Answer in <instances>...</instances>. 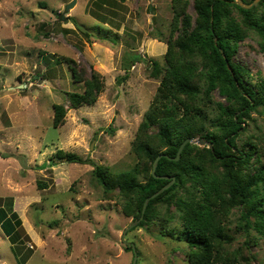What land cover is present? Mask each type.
Wrapping results in <instances>:
<instances>
[{"label":"rangeland","instance_id":"rangeland-1","mask_svg":"<svg viewBox=\"0 0 264 264\" xmlns=\"http://www.w3.org/2000/svg\"><path fill=\"white\" fill-rule=\"evenodd\" d=\"M40 1L0 0V204L3 199L7 215L12 205L29 236L12 243L0 225V264H132L134 255V264H191L179 222L136 223L123 241L134 221L123 213L116 190L106 197L90 162L56 156L63 149L114 172L133 165L131 142L159 84L149 61L163 63L172 0L106 3L107 11H100L109 22L88 11L92 0H76L67 12L72 0H44V8ZM259 39L249 31L235 56L254 80L264 77ZM61 57L74 60L85 77L91 70L102 76L103 91L93 105L69 107L64 93L82 91L83 84ZM130 58L135 62L126 70ZM53 104L65 108L59 127L52 125ZM256 119L262 129L254 132H263L264 142V121ZM236 214L233 209V220ZM251 236L256 243L242 253H253L250 264H264V238Z\"/></svg>","mask_w":264,"mask_h":264},{"label":"trees","instance_id":"trees-1","mask_svg":"<svg viewBox=\"0 0 264 264\" xmlns=\"http://www.w3.org/2000/svg\"><path fill=\"white\" fill-rule=\"evenodd\" d=\"M114 2L92 0L88 11L107 22L100 10L106 12L105 4ZM189 4L188 0H172L169 32L162 39L166 42L163 63L149 61L150 75L159 84L131 142L133 165L114 172L108 165L63 149L56 156L69 163L93 164V176L106 197L116 190L124 201L123 213L132 216L136 226L179 222L191 264H250L255 256L243 255V247L250 249L256 243L252 232L264 238V142L263 132H254L262 129L256 117L264 121V77L254 80L235 56L249 31L259 36V49L264 52V0L249 9L233 0H192L194 15L187 12ZM39 6L45 7L44 0ZM85 34L89 40L90 34ZM61 59L68 63L73 80L83 84L82 91L64 93L69 107L93 105L103 91L102 76L91 70L85 77L74 60ZM132 62L130 58L124 68ZM52 109V125L59 127L64 122V105L53 104ZM186 138L203 139L205 144L188 142L178 159H171ZM159 154L167 156L158 159L155 174L168 178L152 174V163ZM171 179L168 188L151 197ZM0 225L12 243L29 239L12 205L7 215L3 199ZM166 233L172 235V228ZM239 236L243 237L241 244L232 248Z\"/></svg>","mask_w":264,"mask_h":264},{"label":"water","instance_id":"water-1","mask_svg":"<svg viewBox=\"0 0 264 264\" xmlns=\"http://www.w3.org/2000/svg\"><path fill=\"white\" fill-rule=\"evenodd\" d=\"M75 1L76 0H72L70 3H68L65 8H64V12H67L68 9L70 7H72L74 4H75ZM259 0H252L250 3H246L244 0H233V2L235 4H237L239 7L243 8V9H249L251 8L253 5H255ZM192 141H196L199 145H204L205 144V141L203 139H198V140H193L192 138H186L182 141V143L180 144L177 152H176V156L174 157H170L171 159H178L179 157V154L181 152V150L183 149L184 145L188 142H192ZM210 145V144H209ZM162 156H167L166 154H159L156 156V158L154 159L153 163H152V174L154 175V177L156 178H168V176H159V175H156L155 174V168H156V165H157V161L160 157ZM173 183V179H171L167 184H165L163 187H161L159 190H157L156 192H154L151 197H154L156 195H158L160 192H162L164 189L168 188L171 184ZM148 202V198L145 199L144 203H143V207H142V212L144 211L145 207H146V204ZM137 223V221H134L132 222L127 228H125L122 232V239L123 241L125 240L124 239V235L126 233V231L128 230V228H131L132 226H134L135 224ZM132 246V250L134 251V245L131 244ZM136 261V256L134 255L133 257V261H132V264H134Z\"/></svg>","mask_w":264,"mask_h":264}]
</instances>
